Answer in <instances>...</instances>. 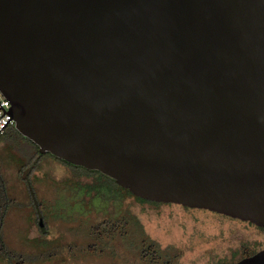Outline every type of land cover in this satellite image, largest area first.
<instances>
[{"label": "water", "instance_id": "1", "mask_svg": "<svg viewBox=\"0 0 264 264\" xmlns=\"http://www.w3.org/2000/svg\"><path fill=\"white\" fill-rule=\"evenodd\" d=\"M0 92L41 153L264 226V0H0Z\"/></svg>", "mask_w": 264, "mask_h": 264}, {"label": "rangeland", "instance_id": "2", "mask_svg": "<svg viewBox=\"0 0 264 264\" xmlns=\"http://www.w3.org/2000/svg\"><path fill=\"white\" fill-rule=\"evenodd\" d=\"M10 147L8 140L0 141V168L7 190L16 201V205L9 206L3 223L6 246L27 255L40 254L46 259L31 264L114 263L112 257L86 255L75 245L69 253L65 245L89 242L90 226L106 216L105 210L113 213L114 208L122 206L118 200L109 204L108 199L114 193L123 192L97 187L90 177L76 176L73 169L48 158L31 177L41 201V206L35 208L18 175L20 163L28 160L32 148L23 144L18 151H12ZM124 201L125 206L130 203L131 211L152 239L162 247L172 245L182 252L178 264H217L218 258L231 259L232 253L244 242L264 246V234L236 219L207 210L185 209L178 204L141 203L130 196ZM38 213L44 220V232L39 231ZM0 264L6 263L0 258Z\"/></svg>", "mask_w": 264, "mask_h": 264}, {"label": "trees", "instance_id": "3", "mask_svg": "<svg viewBox=\"0 0 264 264\" xmlns=\"http://www.w3.org/2000/svg\"><path fill=\"white\" fill-rule=\"evenodd\" d=\"M5 140L10 142L12 146L10 147V150L12 151H18L20 146L23 144H27L32 148V153L28 160L20 163L18 175L24 182L30 203L35 208H39L41 206V201L36 195V190L31 177L37 170L40 169L42 162L48 158L64 164L69 170L73 169L71 171L76 176L83 175L90 177L94 183L96 182L98 184L97 187L103 186L109 191L117 188L123 192L122 194H116L113 192L114 196L111 195V198L108 199L110 201L109 204H114L118 200L122 206H124L123 209L121 208L122 206L114 208L113 213H107V210H105L106 216L92 224L89 228L92 240L82 244L67 243L65 246H67L68 252L69 249L75 245L86 255L89 254L94 257L109 256L114 258L115 262L112 264H178V260L181 257L182 252L172 245L162 247L156 240L152 239L144 230L137 216L131 211L130 203L125 206L124 200L127 196H130L141 203H148L155 206L175 203L158 202L142 198L133 194L128 188L119 185L113 178L103 174L99 170H89L83 166L71 164L70 162L50 154L49 152L41 153L38 150V146L28 138L22 136L13 124L7 126L0 134V141ZM97 187H93V189ZM12 204L16 205V201L10 196L7 190L6 181L0 168V258L6 264H31L45 261L46 259L40 257V254L27 255L23 251L12 250L6 246L2 228L9 206ZM181 206L185 209L207 210L217 215L239 220L254 226L259 232L264 234V226H258L250 221H244L204 208ZM37 218L39 217L36 214V219ZM39 231L42 232L40 228ZM258 245L260 246V243L258 242H255L253 245L244 242L232 253L231 259H228L227 257L218 258L216 263L231 264L237 262L242 258L251 256L264 248V246L260 248Z\"/></svg>", "mask_w": 264, "mask_h": 264}, {"label": "built area", "instance_id": "4", "mask_svg": "<svg viewBox=\"0 0 264 264\" xmlns=\"http://www.w3.org/2000/svg\"><path fill=\"white\" fill-rule=\"evenodd\" d=\"M11 124L13 119L10 113V101L0 92V134Z\"/></svg>", "mask_w": 264, "mask_h": 264}, {"label": "flooded vegetation", "instance_id": "5", "mask_svg": "<svg viewBox=\"0 0 264 264\" xmlns=\"http://www.w3.org/2000/svg\"><path fill=\"white\" fill-rule=\"evenodd\" d=\"M37 215H38V217H39V218H37L38 221H39L40 218L43 220V218L41 217V214H40V213H38ZM42 231H43V232L45 231V226H44V229H43ZM91 240H92V238L90 237V241H91ZM90 241H89V242H90Z\"/></svg>", "mask_w": 264, "mask_h": 264}]
</instances>
